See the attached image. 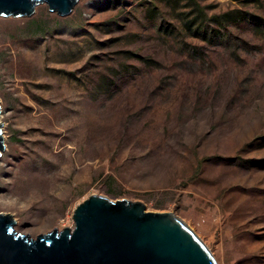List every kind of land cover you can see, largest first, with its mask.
I'll list each match as a JSON object with an SVG mask.
<instances>
[{"label": "rangeland", "instance_id": "obj_1", "mask_svg": "<svg viewBox=\"0 0 264 264\" xmlns=\"http://www.w3.org/2000/svg\"><path fill=\"white\" fill-rule=\"evenodd\" d=\"M0 121L17 231L72 227L94 193L172 211L216 264H264V0L0 15Z\"/></svg>", "mask_w": 264, "mask_h": 264}, {"label": "water", "instance_id": "obj_2", "mask_svg": "<svg viewBox=\"0 0 264 264\" xmlns=\"http://www.w3.org/2000/svg\"><path fill=\"white\" fill-rule=\"evenodd\" d=\"M78 0H0V15L22 16L46 3L59 15ZM4 134L0 121V154ZM73 226L19 232L10 212H0V264H216L194 230L172 211H147L140 200L90 194L73 211Z\"/></svg>", "mask_w": 264, "mask_h": 264}, {"label": "trees", "instance_id": "obj_3", "mask_svg": "<svg viewBox=\"0 0 264 264\" xmlns=\"http://www.w3.org/2000/svg\"><path fill=\"white\" fill-rule=\"evenodd\" d=\"M197 27H198V25H197Z\"/></svg>", "mask_w": 264, "mask_h": 264}]
</instances>
